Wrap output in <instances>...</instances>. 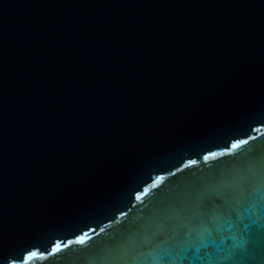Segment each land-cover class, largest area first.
<instances>
[{
  "label": "water",
  "instance_id": "water-1",
  "mask_svg": "<svg viewBox=\"0 0 264 264\" xmlns=\"http://www.w3.org/2000/svg\"><path fill=\"white\" fill-rule=\"evenodd\" d=\"M261 164L264 0H0V238L15 257L264 264Z\"/></svg>",
  "mask_w": 264,
  "mask_h": 264
},
{
  "label": "snow or ice",
  "instance_id": "snow-or-ice-1",
  "mask_svg": "<svg viewBox=\"0 0 264 264\" xmlns=\"http://www.w3.org/2000/svg\"><path fill=\"white\" fill-rule=\"evenodd\" d=\"M248 143L249 140H238L232 143L231 148L239 150L242 148L243 145H246ZM220 155H223V153H221ZM210 156L215 158L217 156V153L212 152L210 153ZM208 158V156L204 157L205 160H207ZM193 163H195V161H193ZM252 181L255 185L254 194L256 197V205L258 206L259 211L264 214V164H261L257 167L256 172L252 177ZM137 199H139V197H137ZM253 223H256V221L253 220ZM86 238H88L87 233L82 236H79L76 242L78 244L84 245L86 243ZM251 243L253 244V247L245 250L247 256H250L256 249L254 246L256 241L253 240L251 241ZM60 250L61 243H56L53 251L59 252ZM37 258H39V253L33 250H26V254H22L21 258L15 257L11 254L10 251L6 250L3 240L2 238H0V264H30L32 260ZM243 259L244 258H242L241 260Z\"/></svg>",
  "mask_w": 264,
  "mask_h": 264
}]
</instances>
